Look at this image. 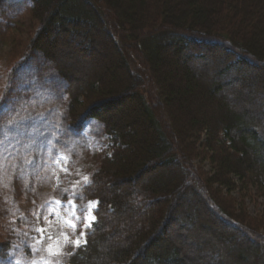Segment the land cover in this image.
<instances>
[{
    "label": "trees",
    "instance_id": "1",
    "mask_svg": "<svg viewBox=\"0 0 264 264\" xmlns=\"http://www.w3.org/2000/svg\"><path fill=\"white\" fill-rule=\"evenodd\" d=\"M25 3L39 28L27 57L7 71L0 125L35 82L56 102L52 144L75 139L90 122L111 143L91 183L76 191L80 204L100 203L87 244L64 262L231 264L225 257L232 254L264 264V223H250L243 209L249 186L264 197V0ZM134 58L155 98H146ZM209 216L253 252L210 226ZM182 217L187 229L196 222L192 234L175 231ZM18 237L0 241V264H14Z\"/></svg>",
    "mask_w": 264,
    "mask_h": 264
},
{
    "label": "rangeland",
    "instance_id": "2",
    "mask_svg": "<svg viewBox=\"0 0 264 264\" xmlns=\"http://www.w3.org/2000/svg\"><path fill=\"white\" fill-rule=\"evenodd\" d=\"M29 5L25 0H0V67L4 68V75L0 77V97L6 85L8 69L27 57L29 51L25 50L26 43L39 28L38 22L30 15ZM131 60L141 75L138 80L144 79L146 98H155L154 82L150 77L148 79L137 58ZM108 61L103 62L104 65ZM20 63H25V60ZM108 65L114 67L113 63ZM24 72H29L27 66ZM210 74L212 77L211 71ZM158 78L161 79L160 76ZM217 80L225 81L224 78ZM15 86L24 85L17 83ZM42 86L45 85L35 82L30 85V96L17 100L16 107L8 110V120L4 121L8 126L0 132V241L19 232L17 247L20 250L13 253L14 264H66L63 257L74 248L73 242L78 238L83 243L85 236L81 237L80 233L87 230L83 219L77 221L75 217L88 215L89 202L96 201L87 200L80 204L75 199L76 191L84 184L83 178L89 177L96 162L111 151L108 137L92 122L87 123L75 139L65 144H52L53 139L47 133L58 112L52 92ZM233 86H241V83ZM9 104L4 109H8ZM204 164L201 163L202 166ZM131 184H121L120 188ZM248 191L243 204L244 215L250 223L259 226L260 222L264 223V197L255 187L249 186ZM70 200L78 208L75 213L68 203ZM188 205L199 208L195 202H189ZM91 215L95 216V211ZM202 215L207 214L202 210ZM209 218L210 226L217 227L220 234L224 233L228 238L231 236L235 244L246 245L248 255L253 252V244L242 240L232 228L212 222V216ZM69 219L76 223L75 230L69 227ZM180 220L182 223L179 222L176 232L191 233L196 230V222L187 229L185 224L189 221L183 217ZM41 228L44 229L43 233L37 231ZM50 244L53 246L52 251L59 252V255L49 253ZM231 256L226 254L225 261L249 264V261L235 260Z\"/></svg>",
    "mask_w": 264,
    "mask_h": 264
},
{
    "label": "snow or ice",
    "instance_id": "3",
    "mask_svg": "<svg viewBox=\"0 0 264 264\" xmlns=\"http://www.w3.org/2000/svg\"><path fill=\"white\" fill-rule=\"evenodd\" d=\"M2 104H3V98L0 97V105H2ZM0 115H3V111H0ZM7 126H8L7 125V122H5L4 125H0V130H2L3 127H7ZM83 182H84L85 185H89L91 183V180H90L89 177H84L83 178ZM57 203H60V201H57ZM68 203L72 207L74 213L78 211V208L76 207L75 202L73 200H70ZM99 203H100L99 201H94V202L93 201H90L89 202V207L87 209V211H88L89 214L86 215V216H83V217H81L79 215H77L75 217V219L77 221L83 219L84 228L85 229L91 228V226L93 225V223H95L96 217L94 215H91V213H93L94 211L97 210ZM67 223H68L69 227H72L74 230L77 227L76 223H74V221L72 219H69L67 221ZM37 231L43 233L44 229H42V228L41 229H37ZM80 235H81V237L86 236V232L82 231L80 233ZM49 239H51V237H49ZM73 243H74V247L79 248V247H81L83 245H86L87 244V240L85 239L83 241V245H82V242H81V240L79 238L76 241H74ZM52 248H53V246L50 244L48 250H49V253L51 255H59L60 254L59 252H53L52 251ZM33 264H34V262H33Z\"/></svg>",
    "mask_w": 264,
    "mask_h": 264
}]
</instances>
